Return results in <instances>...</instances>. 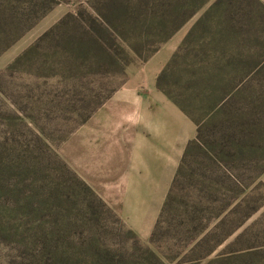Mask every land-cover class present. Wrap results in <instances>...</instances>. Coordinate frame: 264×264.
I'll list each match as a JSON object with an SVG mask.
<instances>
[{"label":"rangeland","instance_id":"374dc122","mask_svg":"<svg viewBox=\"0 0 264 264\" xmlns=\"http://www.w3.org/2000/svg\"><path fill=\"white\" fill-rule=\"evenodd\" d=\"M109 1L0 0V264H138L142 252L132 249L133 237L147 245L149 235L122 218L123 193H101L88 181L95 177L82 176L91 175L82 127L127 84L144 86L155 73L153 59L166 60L160 84L194 116L225 96L235 122L243 116L242 123L257 127L256 154H248L247 164L227 161L259 207L245 221L249 234L225 251L224 264H264V0H222L185 42L217 0H114L113 15ZM95 17L103 21L92 23ZM105 27L110 34L102 41ZM215 27L221 37L212 35ZM83 30L118 62L101 60L89 69L83 54L68 57L72 47L91 44L78 40ZM98 92L109 96L78 125ZM203 160V151H194L189 163L199 168ZM96 169L102 188L113 163Z\"/></svg>","mask_w":264,"mask_h":264},{"label":"trees","instance_id":"16d2710c","mask_svg":"<svg viewBox=\"0 0 264 264\" xmlns=\"http://www.w3.org/2000/svg\"><path fill=\"white\" fill-rule=\"evenodd\" d=\"M221 1H215L201 15L183 39L184 42L197 29L199 30L201 25H204L210 11ZM115 3L116 1L110 0L106 6L108 10L110 9V15L118 12L114 6ZM227 16L228 23H233L235 14L231 13ZM98 20L103 21L101 18L95 17L92 18L91 22L94 23ZM63 22L64 20L45 31L29 50L47 40ZM217 25L220 24L217 23L214 26ZM215 28L216 30L212 35L215 37L220 35L221 37L220 27ZM228 28H234V26L228 24ZM103 32L105 37L102 38V41L107 37L106 34H110L106 27ZM77 38L79 41L86 40L91 44L72 47L71 51L67 52L69 53L68 57H71V54L75 52L83 54L90 66L89 69L93 68L92 65L94 67L99 66L101 60L109 59L113 63L118 62L112 50L98 42L99 38L90 31L83 30V36ZM57 53L67 56L59 51ZM163 70L156 78V87L187 115L195 124L196 130L194 138L188 141L185 146L184 153L149 235L148 244H140L133 237L132 249L142 252L137 257L136 262L138 264H185L210 258L207 264H224V258L228 255L225 251L229 250L235 243L240 242L246 234H249L251 226H245V221L259 207V204H256L258 202L256 198H249L246 195L242 176L232 168L229 170L227 161L234 159L240 164H247L248 154H256L257 146L251 142L259 137L256 134L257 127L242 123L241 121L245 120L243 116L240 123L235 122L233 120L235 119L234 114L230 116L228 109H226L229 101L225 96L208 112L194 116L179 99L171 96L161 86L160 80ZM108 94L95 93L91 110L80 113L77 124L84 123L90 112L95 111L107 99ZM250 116L252 117V115ZM232 121L233 123L230 124ZM204 133L209 139H203ZM200 150L203 151L206 160L200 163L199 168L191 167L189 159L193 156L194 151ZM249 165L254 166L256 164L251 161ZM182 179L186 181L185 187H181ZM251 180L254 182V177ZM230 238L231 241L227 242ZM221 246L222 248L218 250ZM142 261L148 263H142Z\"/></svg>","mask_w":264,"mask_h":264},{"label":"crops","instance_id":"0c3cea01","mask_svg":"<svg viewBox=\"0 0 264 264\" xmlns=\"http://www.w3.org/2000/svg\"><path fill=\"white\" fill-rule=\"evenodd\" d=\"M153 60L155 73L144 79V86L127 84L82 127L84 136L87 133L86 168L91 173L82 176L95 177L88 181L101 193H123L122 207L118 206L122 218L145 236L151 233L185 146L196 130L154 87L166 60ZM107 163H113L112 178L99 188L97 177L101 174L96 168L107 167Z\"/></svg>","mask_w":264,"mask_h":264}]
</instances>
